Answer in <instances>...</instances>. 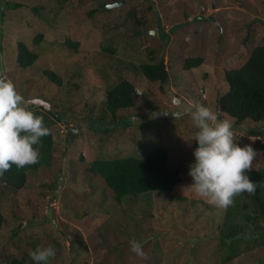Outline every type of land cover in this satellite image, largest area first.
<instances>
[{"label":"rangeland","instance_id":"1","mask_svg":"<svg viewBox=\"0 0 264 264\" xmlns=\"http://www.w3.org/2000/svg\"><path fill=\"white\" fill-rule=\"evenodd\" d=\"M0 31L1 74L25 99L64 113L53 119L50 165L30 172L22 190L0 184V264H35L28 253L38 245L56 249L50 264H264V236L235 243L238 254L227 260L221 232L230 205L209 203L187 185L119 203L89 171L99 158L145 157L162 147L170 170L188 174L198 142L191 116L151 115L177 110L173 95L231 120L236 142L257 151L247 171L264 167V151L255 147L264 143V123L239 124L217 106L228 88L225 71L264 46V0H0ZM20 44L37 54L33 67L19 65ZM196 57L203 63L185 69ZM162 59L170 79L161 87L139 66ZM125 79L138 91L135 106L115 117L107 92ZM239 201L254 215L248 200ZM133 239L143 242V256Z\"/></svg>","mask_w":264,"mask_h":264},{"label":"trees","instance_id":"2","mask_svg":"<svg viewBox=\"0 0 264 264\" xmlns=\"http://www.w3.org/2000/svg\"><path fill=\"white\" fill-rule=\"evenodd\" d=\"M0 35H2L1 31ZM68 44L77 49V44L70 41ZM37 60V54L20 44L18 63L21 67H33ZM202 63L203 58L201 57L188 58L185 69L199 67ZM3 69L0 55V74ZM139 69L148 80L159 82L161 87L166 85L170 79L163 59L159 62L143 63ZM45 74L52 83L63 84L62 78L54 72L47 70ZM224 79L228 88L217 99L218 109L235 119L239 124L245 121L264 123V46L254 48L246 63L239 69L226 70ZM137 94L138 91L132 82L126 79L120 81L107 92V111L116 117L119 110L133 108ZM30 107L43 118V123L50 129V132L40 138L39 145H34L39 149V159L36 163L26 164L21 168H17L13 164L4 176L0 177V184L17 191L25 188L30 172L37 171L41 166L50 165L54 146L52 126L55 121L53 119L60 121L64 116L60 108H56L57 112H54L53 109L45 107L43 104L31 105ZM195 146H198V142ZM255 147L264 151V143L257 142ZM168 157V151L158 147L145 157L127 156L111 160L96 159L90 164L89 171L104 179L106 185L112 190L115 200L119 203L129 198L143 197L155 192L171 195L178 186H189L192 183V177L177 169L170 170ZM246 172L250 179L259 183L254 194L243 192L235 195L234 203L229 206L226 212L221 241L229 247V251L232 253L227 260L235 258L238 254V247H234L235 243L238 244L242 240H246L247 237L256 239L264 236V167L251 171L246 170ZM239 199H246L250 202L254 215H250L251 213ZM239 219H242L243 222ZM5 222L6 219L0 206V234ZM250 224L253 225V228H250ZM245 227L247 229L242 232ZM8 264L28 263L24 259L13 258Z\"/></svg>","mask_w":264,"mask_h":264},{"label":"clouds","instance_id":"3","mask_svg":"<svg viewBox=\"0 0 264 264\" xmlns=\"http://www.w3.org/2000/svg\"><path fill=\"white\" fill-rule=\"evenodd\" d=\"M51 105L39 99H25L6 75L0 74V177H3L13 164L17 168L36 163L39 159L40 138L48 135L50 129L44 125L43 118L29 105ZM175 111L153 112L152 117L169 115L178 119L190 115L197 131L194 138L198 146L194 149L195 160L189 166L192 183L188 186L200 197L219 207L234 203L237 194H254L259 182L249 178L257 151L251 144L241 146L234 139L231 120L220 119L208 106L199 102L184 103L178 96H172ZM138 119L137 116L132 117ZM132 250L144 255L143 242L133 239ZM35 264H50L56 256V249L49 245H38L28 253Z\"/></svg>","mask_w":264,"mask_h":264},{"label":"water","instance_id":"4","mask_svg":"<svg viewBox=\"0 0 264 264\" xmlns=\"http://www.w3.org/2000/svg\"><path fill=\"white\" fill-rule=\"evenodd\" d=\"M112 7H113L112 5L108 6V8H112Z\"/></svg>","mask_w":264,"mask_h":264}]
</instances>
